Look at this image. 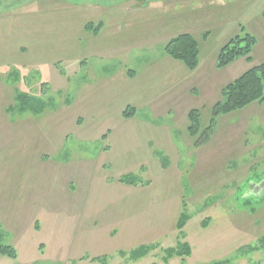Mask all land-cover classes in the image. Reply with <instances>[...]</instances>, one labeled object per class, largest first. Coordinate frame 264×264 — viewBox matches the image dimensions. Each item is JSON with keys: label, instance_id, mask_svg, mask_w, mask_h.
Returning a JSON list of instances; mask_svg holds the SVG:
<instances>
[{"label": "rangeland", "instance_id": "374dc122", "mask_svg": "<svg viewBox=\"0 0 264 264\" xmlns=\"http://www.w3.org/2000/svg\"><path fill=\"white\" fill-rule=\"evenodd\" d=\"M79 1H0V183L6 185L0 210L9 220L24 216L33 185L64 181L57 174L70 162L84 161L81 175L92 183L79 217L34 211L23 224L12 223L18 228L13 236L0 224V244L17 248L15 259L0 256V264H101L90 259L103 255L107 264H264L259 240L264 236V103L219 116L210 134L200 130L196 144L186 131L189 110L199 109L202 122L208 120L215 102L214 78L208 74L209 86L204 69L216 67L213 56L230 37L241 35L239 26L257 40L253 62L239 58L217 68L222 74L218 81L229 82L264 60V0L128 1L102 11L82 8ZM99 21L103 23L96 33L84 27ZM179 33L200 42V67L190 75L204 87L173 104L165 116L152 118L166 127L171 144L155 155L150 152L157 163L151 164L138 137L140 121L150 119L149 110L137 107L133 120L116 112L126 105L122 98L140 91L133 84L121 92V82L111 92L100 88L91 93L88 80L96 86L110 74L130 70L141 75L134 80L139 84L154 73L152 81H144L149 93L158 84L176 85L163 47ZM162 69L168 71L160 81L155 73ZM11 72L19 73L17 81ZM83 81L87 84L80 86ZM42 82L48 86L45 92ZM16 91L51 98L53 107L40 114L20 113L10 108ZM128 173L147 185L152 181L142 201L155 203V196L159 201L143 209L134 206L133 214L113 224L106 213L100 215L110 209V189L127 185L117 179ZM105 183L110 189L105 190ZM147 185L128 186L136 190ZM61 199L47 202L59 206ZM181 212L188 219L184 238L175 227ZM183 243L191 250L189 256L164 258L166 249ZM142 245L153 248L142 257L130 256Z\"/></svg>", "mask_w": 264, "mask_h": 264}, {"label": "crops", "instance_id": "0c3cea01", "mask_svg": "<svg viewBox=\"0 0 264 264\" xmlns=\"http://www.w3.org/2000/svg\"><path fill=\"white\" fill-rule=\"evenodd\" d=\"M216 55L213 56V58L215 59V64H216ZM166 61L168 62L167 63V66L169 68L168 70H173L174 75H176L175 80H177V84L171 85L170 87L161 86V84H158L156 86L159 89H157L155 93H149V91H147L146 86L144 87V81H152L151 78L154 75V73L151 77L149 76L148 79H147V76L140 78V84H139V80L136 81L137 83L134 80L138 79L141 75L136 74V72L134 71L128 72V70H123L120 72V74H116V73L110 74L109 76H106L105 79H102L99 82V84H97L96 86H95L96 82L94 80L93 81L88 80V82L90 83V87L92 88L91 93H93V91L97 92V90L100 88L108 89V91L111 92L113 89H115L116 85L121 84V82H122V85H124V90H122L121 92H128V89L131 88L133 84L136 86V88L140 91L139 94L137 96L131 95L127 98H122L121 101L124 102V104L126 105L125 106H123V104L122 106L119 105L116 112L122 119L133 120L135 119V114L137 112L136 110H134V113L131 116L124 117L122 115V110L120 111V109L122 107L125 109L127 106H132L135 109L137 107H145L149 110L150 119L140 121L142 124L140 127L141 133L138 135V137L142 139V141L144 140L141 146L144 152L148 153L149 156H150L149 154L150 152L153 155H155L154 153L158 152L157 150L158 148L165 149V144L166 145L171 144L168 141L169 134L166 133V127L163 125L159 126L157 122H155L156 123L155 124L153 121L154 118H158L160 117V115L165 116L166 114L169 113L173 104L179 103V101L182 99L192 98L193 96L192 94L198 93V89H202L204 87L203 81H201V83L200 82L197 83L196 79L194 80V78H192L190 75L192 74L191 72L193 71L197 72V69L199 70L200 65H198V67L195 70L189 71L179 61L173 60L171 58L166 59ZM231 64H233V62L223 68H218V69H225L231 66ZM216 69L217 67L211 68V66H208L207 69H204L205 74L203 75V76L207 75L208 77V74H212L214 78L213 92L215 96V100H214L215 102L220 97V91L222 87L228 83L225 81L223 82L218 81L220 77L222 76V74L218 73V70L217 72H215ZM167 71L162 69V71H160L161 73L159 74L155 73V74H157V76L160 77V81H161V78L163 77L164 74H167ZM243 71L244 70H241L240 74ZM210 79H211V76L210 78L208 77L209 86L211 85ZM206 83L207 81H205V84ZM86 84H87V81H83L82 85L80 86H83ZM128 86L130 87L128 88ZM86 113H89V112H85L84 114L85 116H86ZM150 160L151 161H149L148 163L157 164L156 161L152 163L153 159L151 156H150ZM24 166L28 167V165H24ZM63 166L64 167L62 168V170L58 172L57 177L59 178L60 174H63L64 181H60V179H56L55 181L53 179L47 180V182H44L45 186L41 188H39L41 184L33 185V189L29 191L30 196L27 197L26 202H24V206H25L24 216L18 215L9 220V216L6 213H4L2 209L0 210V224L2 225L4 231H8L10 234H12V236L15 235L17 232L14 230L18 229L17 225H15L16 221L18 222L21 221L23 224L25 220H22V219H26V218L28 219L34 211L36 212L40 210H46V212H49V209H50L51 210L50 212L63 213V214H67L70 217H79L80 215H82L84 205L88 198L86 196L92 185L91 182L90 183L86 181L84 182V175H81V173H84V170H85L84 161L77 160L76 163L74 164L70 162L66 166L65 165ZM83 166H84V170H83ZM143 166L146 167L145 165ZM33 169H34L33 171L36 172L38 170L37 165H36V168H33ZM70 169L74 172L75 175L70 172ZM35 175L38 176L37 173ZM2 182L0 183L1 184L0 185V204L3 202V192H4V189L6 188L4 181ZM151 185H152V181L149 185L141 187L142 189L134 190L135 188L132 186L122 185L119 183L113 186L112 189H110L109 183L103 184V186L105 187V190L110 189L113 195V198H112V202H111V206L109 210L107 209L103 210L101 208L103 212L100 215V217H104V213H106L105 217H109V219H106V220L110 221L111 223L115 221V223L117 224L120 220H126L129 215L134 213V210H135L133 209L134 206L135 208L138 207L140 209H143V206L147 207L149 206V204H152L153 206L155 203H158L159 199L157 196H155V199L157 201L155 203H152V199L142 201L143 197H141V194L150 192L149 189L151 190ZM100 186H102L101 183H98L97 187H100ZM50 195H56V196L54 199H52V198H49ZM58 196H62V199H61L62 203H59V206H52L50 205L49 202H47V200L51 202L56 201ZM158 196L160 195L158 194ZM96 203L100 204L102 202L99 201ZM96 203H91V204L94 205ZM112 205H113V208H112ZM13 222L15 223L12 225ZM22 232L23 231H19L18 233H22Z\"/></svg>", "mask_w": 264, "mask_h": 264}, {"label": "trees", "instance_id": "16d2710c", "mask_svg": "<svg viewBox=\"0 0 264 264\" xmlns=\"http://www.w3.org/2000/svg\"><path fill=\"white\" fill-rule=\"evenodd\" d=\"M103 22H98L96 25L91 22L85 24V28H91L93 33L102 27ZM238 33L230 37L222 46L219 47L216 55V67L223 68L239 58H243L246 63L253 62L252 50L256 45V38L249 31L245 30L243 26H239ZM164 53L171 59L181 62L184 67L189 70H195L200 62V46L199 41L189 33H179L171 37L163 47ZM128 72H131L130 70ZM13 75L14 80L17 81L19 73H10ZM42 92L48 88L45 82L40 83ZM48 98V97H46ZM51 99V98H50ZM50 99H43L41 96H33L28 93L14 92L13 107L20 113L28 111L34 114H40L45 108H52L53 105L49 103ZM64 102L69 103L66 97ZM252 103H264V60L256 65H252L243 71L235 79L225 84L221 91L219 99L211 106L210 115L208 120L203 123L201 112L199 109H191L187 114L188 125L186 127L189 138L194 137L193 143L198 142V134H210L219 116L230 114L234 111L241 110ZM50 104L52 106H50ZM135 108L127 106L122 115L129 117L134 113ZM201 127V129H200ZM105 136V135H104ZM207 139V137L205 138ZM119 182L127 185L143 184L147 185L148 181L143 180L141 177L132 173L124 174L117 179ZM187 215L181 212L175 224L180 238H184L182 228L186 224ZM261 245H264V236L260 239ZM152 245H142L130 251V256L135 255L137 258L146 255L151 249ZM191 250L186 243L180 244L178 248H168L165 250L164 258L171 256H189ZM0 256L15 259L17 257L16 249L10 244H0ZM91 261H98L101 264H107V257L105 255L90 259ZM214 264H223V261H217Z\"/></svg>", "mask_w": 264, "mask_h": 264}, {"label": "flooded vegetation", "instance_id": "af4514ba", "mask_svg": "<svg viewBox=\"0 0 264 264\" xmlns=\"http://www.w3.org/2000/svg\"><path fill=\"white\" fill-rule=\"evenodd\" d=\"M128 1H133V2L135 1L137 3L146 4L148 3V1L151 0H81L78 2V5L85 9L102 11L106 7L119 6L121 5V3ZM160 1H164V0H160Z\"/></svg>", "mask_w": 264, "mask_h": 264}]
</instances>
